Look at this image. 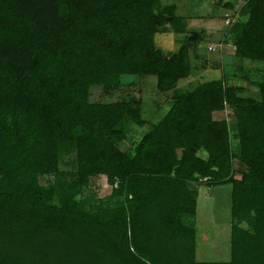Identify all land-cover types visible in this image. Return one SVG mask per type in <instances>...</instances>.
I'll use <instances>...</instances> for the list:
<instances>
[{
	"label": "trees",
	"instance_id": "trees-1",
	"mask_svg": "<svg viewBox=\"0 0 264 264\" xmlns=\"http://www.w3.org/2000/svg\"><path fill=\"white\" fill-rule=\"evenodd\" d=\"M221 1L258 98L227 74L176 90L205 37L176 1L0 0V264H264V0ZM125 75L173 92L159 120L110 100ZM129 121L146 130L122 149ZM197 184L231 185L227 261L195 258Z\"/></svg>",
	"mask_w": 264,
	"mask_h": 264
},
{
	"label": "rangeland",
	"instance_id": "rangeland-1",
	"mask_svg": "<svg viewBox=\"0 0 264 264\" xmlns=\"http://www.w3.org/2000/svg\"><path fill=\"white\" fill-rule=\"evenodd\" d=\"M178 5L179 12L185 16L187 32L197 31L203 33L204 40L195 49L189 50L193 70L189 77L181 79L176 84L178 92L193 89L198 81L221 78L223 74L229 76L228 84L238 86L239 94L250 95L258 98L257 90L251 87V80L256 79V66L259 61L235 58L233 47L221 42L227 28V10L215 0H173ZM228 0H222L221 3ZM196 2V3H193ZM169 30L156 35L155 42L163 51L177 50L185 33H176ZM256 63V64H255ZM243 66V68L240 67ZM240 67V68H239ZM247 75L243 78L242 75ZM203 79V80H202ZM122 89L116 92L110 100H126L135 98L140 101L142 114L147 121L159 120L166 112L172 91L161 92L156 87V77L125 75L122 77ZM228 121L234 117L228 109ZM146 130V125L137 126L128 122L126 139L119 143L122 149H127L133 139ZM73 153H68L60 159L59 166L65 168V162L73 158ZM68 168H72L68 167ZM236 168L239 170L238 164ZM238 175V173L236 174ZM40 183L47 184V177H40ZM199 185V184H197ZM201 185V184H200ZM90 186L99 194L105 193L108 185L104 177L93 178ZM200 192L196 196V214L194 217L195 258L197 261H227L230 259V221L231 200L230 184L215 185L210 188L199 187Z\"/></svg>",
	"mask_w": 264,
	"mask_h": 264
},
{
	"label": "crops",
	"instance_id": "crops-1",
	"mask_svg": "<svg viewBox=\"0 0 264 264\" xmlns=\"http://www.w3.org/2000/svg\"><path fill=\"white\" fill-rule=\"evenodd\" d=\"M199 187H201V188L203 189V188H205L206 186L203 185V184H201V185H197V186H196V189H197L198 192H200V190H199L200 188H199ZM207 188H209V187H207Z\"/></svg>",
	"mask_w": 264,
	"mask_h": 264
}]
</instances>
